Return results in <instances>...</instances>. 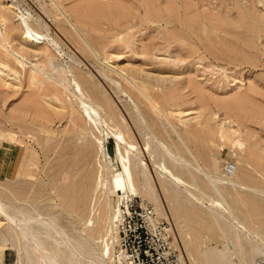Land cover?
Segmentation results:
<instances>
[{
  "label": "rangeland",
  "instance_id": "1",
  "mask_svg": "<svg viewBox=\"0 0 264 264\" xmlns=\"http://www.w3.org/2000/svg\"><path fill=\"white\" fill-rule=\"evenodd\" d=\"M53 1L59 6H54ZM84 5L93 7L94 13L92 8L90 13V8H77ZM108 7L110 13L106 11V16L103 10ZM0 8V65L4 64L0 66V78L6 82L0 85V160H5L4 170L0 165V175L7 176L0 177V203L7 212H0L1 264L5 257L13 264H40V251L30 241L42 244L39 254L47 253V264L54 263L49 257L52 255L87 259L72 248L76 243L88 242L85 246L91 247L88 251L94 253L95 256L90 254L92 259L97 258V253L102 257L108 246L112 258L110 261L106 256L105 263L114 264L118 226L112 227L111 222L119 199L112 194L113 180L123 174L125 165L134 170L129 162L138 157L152 186L165 198L158 172L161 173L160 166L173 169L175 163L164 156L161 146L203 172L196 177L199 189L191 188V178L183 176L187 177L185 183L188 181L183 188L194 190L196 197L188 191L185 194L182 185L179 188L192 199L189 203L194 209L189 206V210L186 201V207L182 204L185 217L176 219L166 203L169 216L174 217L160 214L171 221L181 264H203L204 255L213 251L223 252L226 264H246L249 244L264 249L263 232L262 236L254 233L264 222V208L260 206L264 201V0H0ZM78 41L87 44V50ZM46 46L58 58L53 57L51 64L56 71L59 67L58 72L46 63ZM244 61L250 63L245 65ZM31 66L35 74L41 70L36 75L39 79L47 74L43 78L49 79L45 87L34 81L39 79ZM124 73L157 82L158 88L151 86L153 90L149 92L169 97L168 108H161L160 113L154 111L125 84ZM98 101H104L105 109ZM105 102L113 111H107ZM82 103L99 115L96 122L83 111ZM78 113L85 121L81 123L84 128L76 122ZM144 125L148 130L142 132L139 126ZM136 173L140 176L134 172L133 182L140 187L142 177L136 179ZM126 195L133 196L130 191L122 197ZM138 197L147 201L144 196ZM235 199L243 206L235 209ZM243 212L251 218L246 216V220ZM9 216L32 227L33 232L27 233L29 241L11 228ZM4 243H10L9 247L3 248ZM10 245L19 250H11ZM95 258L94 263L105 264ZM261 258L264 256L257 257L255 263ZM85 260L86 263L88 259Z\"/></svg>",
  "mask_w": 264,
  "mask_h": 264
},
{
  "label": "bare ground",
  "instance_id": "2",
  "mask_svg": "<svg viewBox=\"0 0 264 264\" xmlns=\"http://www.w3.org/2000/svg\"><path fill=\"white\" fill-rule=\"evenodd\" d=\"M69 1V0H68ZM136 1V0H135ZM111 2V1H110ZM188 2V1H187ZM53 4H54V6H59L56 2H54L53 1ZM63 4H64V2H63ZM184 4V3H183ZM90 5V4H89ZM100 5V4H99ZM91 6H92V4H91ZM94 6V5H93ZM172 6V5H171ZM80 7V8H79ZM87 8V5L85 6L84 5V7H81V6H78L77 8L78 9H80L81 10V8H84V10H86V8ZM96 7V6H95ZM101 7V6H100ZM117 7V6H116ZM182 7V6H181ZM60 8H62L61 6H60ZM75 9V10H77V11H79L78 9ZM88 8H90L89 9V11L87 12V13H90V11H91V8H92V12L94 13V11H93V7H88ZM87 8V9H88ZM102 8H104L105 9V6H102ZM100 9V10H103V9ZM169 8V7H168ZM1 9V8H0ZM57 9V8H56ZM98 9V8H97ZM107 9H110L109 7L108 8H106V10H103V12L105 11V13H106V11H108ZM138 9V8H137ZM3 10H5V9H3ZM58 10V9H57ZM83 10V9H82ZM83 10V13H85V11ZM111 10H112V8H111ZM110 10V11H111ZM113 10H114V8H113ZM112 10V11H113ZM125 10V9H124ZM135 10H136V8H135ZM172 11L174 10V9H171ZM181 11H182V9H180ZM10 11V10H9ZM132 11V10H131ZM11 12V11H10ZM64 12V11H63ZM91 12V13H92ZM102 12V17H103V15H104V17H105V13H103ZM109 12V11H108ZM108 12L106 13V16L108 15ZM60 13V12H59ZM79 13H81V12H79ZM110 13V12H109ZM122 13V12H121ZM127 13V12H126ZM126 13H124V15H126ZM178 13V12H177ZM1 14H3V13H1ZM11 14V13H10ZM13 14V13H12ZM11 14V15H12ZM61 14V13H60ZM73 13H71L70 15H72ZM101 14V13H100ZM99 14V15H100ZM4 15V14H3ZM63 15H64V13H63ZM74 15V14H73ZM78 15V12H77V14H76V16ZM82 15V14H81ZM84 15V14H83ZM86 15V14H85ZM84 15V16H85ZM183 15V14H182ZM202 15V14H201ZM4 16H6V15H4ZM87 16H89L88 14L86 15V17ZM91 16V15H90ZM109 16H110V14H109ZM2 17V16H1ZM75 17V16H74ZM73 17V18H74ZM79 17V16H78ZM100 17V16H99ZM123 17H125L126 18V16H123ZM189 17V16H188ZM199 17H201V16H199ZM2 18H4V17H2ZM184 18V17H183ZM195 18V17H194ZM197 18V17H196ZM6 19H8V17L6 18ZM74 19H76V17L74 18ZM116 19H117V17H116ZM199 19V18H198ZM2 20V19H1ZM78 20V19H77ZM79 21H83V20H79ZM79 21H78V23H79ZM115 21V20H114ZM114 21H112L113 23H114ZM69 22V21H68ZM118 23V22H117ZM116 22H115V24H117ZM151 23V22H150ZM69 24V23H68ZM82 24V23H81ZM145 24V23H144ZM182 25V24H181ZM210 25V24H209ZM217 25V24H216ZM115 26H117V27H115L116 28V30H117V28H118V25H115ZM215 26V25H214ZM114 28V27H113ZM120 28V27H119ZM214 28V27H213ZM216 28V27H215ZM5 29H7V28H5ZM123 28H121V30H122ZM218 29H220V28H218ZM9 30V29H8ZM119 30V29H118ZM176 32V34H177V31L178 30H176V29H174ZM174 30H172V31H174ZM179 30H181V29H179ZM189 30V29H188ZM110 31V30H109ZM182 31V30H181ZM222 31V30H221ZM257 31V30H256ZM115 32V31H114ZM121 32V31H120ZM190 32H192V31H190ZM190 32H187V33H190ZM111 33H112V31H111ZM232 33V32H231ZM79 34V33H78ZM77 34V35H78ZM229 34H230V32H229ZM232 35V34H231ZM234 35V34H233ZM70 36V35H69ZM189 36V35H188ZM68 37V36H67ZM73 37V36H72ZM77 37V36H76ZM80 37V36H79ZM108 37V36H107ZM191 37V36H190ZM71 38V37H70ZM78 38V37H77ZM77 38H75L76 39V42H77ZM81 38V37H80ZM84 38V37H83ZM184 38V37H183ZM245 38V37H244ZM98 38H96V40H97ZM184 39H186V38H184ZM210 39H212V38H210ZM209 39V40H210ZM239 39V38H238ZM241 39V38H240ZM85 41H87L86 39H84ZM95 40V41H96ZM186 41V40H185ZM188 41H190V40H188ZM195 41V40H194ZM222 41V40H221ZM4 42V41H3ZM73 42V41H72ZM74 42H75V40H74ZM73 42V43H74ZM76 42H75V44H76ZM79 43L81 42V41H78ZM83 42V41H82ZM98 42V41H97ZM101 42H102V40H101ZM122 42V41H121ZM198 42V41H197ZM200 42V41H199ZM229 42V41H228ZM78 43V44H79ZM86 43V42H85ZM177 43V42H176ZM179 43V42H178ZM189 44L191 43V42H188ZM201 43V42H200ZM199 43V44H200ZM81 45H82V43H80ZM80 44H79V46H80ZM96 44H98V43H96ZM102 44H104L105 45V41H104V43L102 42ZM102 44H101V46H102ZM180 44V43H179ZM181 44H183V43H181ZM194 45H196L195 44V42L193 43ZM46 45V44H45ZM84 45H87V44H84ZM84 45H82V48H85V46ZM92 45V44H91ZM198 45V44H197ZM196 45V46H197ZM201 45V44H200ZM199 45V46H200ZM203 45V44H202ZM225 45V44H224ZM235 45V44H234ZM4 46V45H3ZM6 46V45H5ZM47 46H48V44H47ZM46 46V48L48 49H46V51H45V60H46V63H47V65H49V67L51 68V66H52V68L54 67V65H51L52 64V59H53V57H56V55L54 54V52L52 51L51 52V48H50V46L49 47H47ZM84 46V47H83ZM100 46V45H99ZM98 46V47H99ZM106 46V45H105ZM190 46H192V45H190ZM205 46V45H204ZM216 46V45H215ZM75 47V46H74ZM87 47H90V44H89V46H87ZM92 47V46H91ZM94 47V46H93ZM92 47V48H93ZM226 47V46H225ZM106 48V47H105ZM199 48H203V46H200ZM233 48V47H232ZM50 49V50H49ZM86 49V48H85ZM85 49H84V51H80V52H85ZM93 49H95V47L93 48ZM204 49V48H203ZM206 49H209V48H207L206 47ZM238 49H240V48H238ZM78 50H80V49H78ZM87 50V49H86ZM205 50V49H204ZM7 51V50H6ZM91 51V50H90ZM95 51V50H94ZM207 51V50H206ZM92 52V51H91ZM96 52V51H95ZM94 52V53H95ZM204 52V51H203ZM208 52H209V50H208ZM223 52V51H222ZM230 52V51H229ZM241 52V51H240ZM25 53V52H24ZM29 53V52H28ZM87 53H89V52H87ZM93 53V54H94ZM205 53V52H204ZM244 53V52H243ZM0 54H1V51H0ZM35 54V53H34ZM33 54V55H34ZM55 56H54V55ZM84 54V53H83ZM86 54V53H85ZM84 54V55H85ZM97 54V53H96ZM22 55V54H21ZM29 55V54H28ZM33 55H31V56H33ZM36 55H38V53L36 54ZM86 55H88V54H86ZM89 55H90V53H89ZM211 55V54H210ZM226 55V54H225ZM42 56H43V54H42ZM91 56V55H90ZM89 56V57H90ZM93 56H96V55H93ZM92 56V57H93ZM99 56V55H98ZM23 57V56H22ZM25 57H26V55H25ZM24 57V58H25ZM28 57V56H27ZM30 57V56H29ZM28 57V58H29ZM213 57H214V55H213ZM227 57H228V55H227ZM32 58V57H31ZM30 58V59H31ZM36 59L37 58H39V56H36L35 57ZM57 58V57H56ZM93 58H95V57H93ZM103 58V57H102ZM216 58H218V57H216ZM215 58V59H216ZM229 58V57H228ZM30 59H27V60H30ZM43 59V58H42ZM58 59V58H57ZM98 59V60H97ZM230 59V58H229ZM39 60V59H38ZM44 60V61H45ZM55 60V59H54ZM93 60V59H92ZM96 60L97 61H99V57L98 58H96ZM218 60V59H217ZM219 60H220V58H219ZM230 60H233V59H230ZM17 61V60H16ZM32 60H30V62H31ZM56 61H59V60H56ZM223 61V60H222ZM233 61H235V60H233ZM18 62V61H17ZM33 62V61H32ZM36 62V61H35ZM41 64H42V62H41V59H40V61H39ZM39 62H38V67H41L40 66V64H39ZM236 62V61H235ZM249 62V61H248ZM247 62V63H248ZM3 63V62H2ZM53 63H55L56 64V62L55 61H53ZM224 63H226V62H224ZM232 63V62H231ZM230 63V64H231ZM247 63H245V61H244V64L246 65ZM250 63V62H249ZM31 64H33V63H31ZM43 64H45V62L43 63ZM58 64V63H57ZM242 64H243V62H242ZM259 64V63H258ZM2 65H4V64H1L0 66H2ZM51 65V66H50ZM237 65V64H236ZM244 65V66H245ZM56 66V65H55ZM58 66H60L59 64H58ZM228 66V65H227ZM255 66V65H254ZM61 67V66H60ZM242 67V66H241ZM5 68H6V66H5ZM45 68H47V67H45ZM45 68L43 67L42 69H44L45 70ZM49 68V69H50ZM264 68V67H263ZM32 69H33V67L31 66V71H32ZM36 69H38V68H36ZM49 69H48V71H49ZM58 70L56 71L54 68H53V70H54V72H58L59 71V67L57 68ZM35 70V69H34ZM33 70V71H34ZM61 70H62V67H61V69H60V72H61ZM10 71V70H9ZM32 71V72H33ZM43 71V70H42ZM46 72V71H43V72H45L44 74H46V73H48L49 74V72ZM110 71V70H109ZM2 72V71H1ZM0 72V73H1ZM11 72H12V70H11ZM35 72H37L36 70H35ZM39 72H41V70L40 71H38V74H35L34 72V74H35V76L36 75H38L39 76ZM53 72V71H52ZM99 72H101V71H99ZM5 73V72H4ZM63 73V72H62ZM65 73V72H64ZM32 74V73H31ZM34 74H33V76H34ZM54 74H58V76H59V73H54ZM89 74V73H88ZM91 74V73H90ZM101 74H102V72H101ZM100 74V75H101ZM123 74V73H122ZM8 75H10V74H8ZM51 75V74H50ZM63 74H61L60 76H62ZM99 75V74H98ZM119 75V74H118ZM138 75V74H137ZM135 76V75H133V74H128V73H124V75H122V77H123V79L125 80V84H127V86H129L130 87V89L133 91V93H134V95H137L138 96V98H140V97H142V100H144L145 102H147L148 104H149V106L155 111H158V113H160L161 111V108H164L165 106H167L166 104H168V101H167V99L169 98H167V97H163V95L162 96H159L160 94H153V93H151V92H149L150 90L152 91L153 89H154V87L155 86H157V88H158V85H157V82H153V81H145L144 80V78H142V77H139V76ZM38 76H36L37 77V79H39L40 77H38ZM47 76V74L46 75H44V77H42V79H39L38 81L37 80H34V81H36L37 83H38V85H39V83H40V85H42V87H43V85H44V87H45V81H47L48 82V80L49 79H47V80H43V78H45ZM57 76V77H58ZM64 76H65V74H64ZM67 76V75H66ZM91 76H92V74H91ZM103 76L105 77V75L103 74ZM120 76H121V74H120ZM36 77H34V79H36ZM51 77V76H50ZM53 77V76H52ZM56 77V78H57ZM79 77V76H78ZM107 77V76H106ZM148 77V76H147ZM2 78V77H1ZM1 78H0V80H1ZM49 78V77H48ZM103 78V77H102ZM31 79H32V77H31ZM46 79V78H45ZM55 79V78H54ZM53 79V80H54ZM62 79V78H61ZM66 79V78H65ZM101 79V78H100ZM105 79V78H104ZM2 80H4V79H2ZM1 80V82L2 83H0V85L1 84H3L4 82ZM60 80V79H59ZM63 80V83L65 84V82H64V78L62 79ZM62 80H60V81H62ZM150 80H152V79H150ZM154 80H156V79H154ZM32 81V83H33V80H31ZM54 81H58V80H54ZM67 81V80H66ZM108 81H110V80H108ZM50 82V81H49ZM6 83V82H5ZM5 83L3 84V85H5ZM60 83V82H59ZM70 83V82H69ZM69 83H67L68 85H70ZM88 83H90V82H87V84ZM123 83V82H122ZM35 84V83H34ZM66 84V85H67ZM112 84V83H111ZM3 85H1V87H3ZM90 85V84H89ZM49 86V85H48ZM82 89H84L83 88V86L82 85H79ZM78 86V87H79ZM114 86V85H113ZM151 86L153 87V89H151ZM159 86H162L161 84H159ZM0 87V88H1ZM66 87V86H65ZM69 87V86H68ZM68 87H67V89H68ZM79 87V88H80ZM115 87H116V85H115ZM118 87V86H117ZM80 88V90L83 92V90ZM121 88V87H120ZM119 88V89H120ZM124 88V87H123ZM156 88V87H155ZM122 89V88H121ZM127 88H125V90H126ZM79 90V91H80ZM128 90V89H127ZM159 90V89H158ZM166 89L164 88V91H165ZM90 91V90H89ZM103 91V90H102ZM101 91V92H102ZM109 91H110V89H109ZM123 91H124V89H123ZM131 91V92H132ZM160 91H162V89L160 90ZM81 92V93H82ZM128 92V91H127ZM163 92V91H162ZM86 93V92H85ZM103 93V95L102 96H104L105 97V95H104V92H102ZM110 93H111V91H110ZM123 93H125V92H123ZM128 93H130V92H128ZM83 94V93H82ZM89 94H92V93H89ZM94 94V93H93ZM126 94V93H125ZM163 94V93H162ZM167 94V93H166ZM101 95V93L99 94V96ZM112 95V94H111ZM119 95V94H118ZM132 95V94H131ZM86 96H88L87 95V93H86ZM91 96H93V95H91ZM133 96V95H132ZM140 96V97H139ZM96 98H97V96H95ZM94 97V98H95ZM172 97H173V95H172ZM92 97H89V99H91ZM100 98V97H99ZM109 98V97H108ZM108 98H107V100H108ZM103 99H106V98H103ZM136 99V98H135ZM93 100V99H92ZM100 100V99H99ZM102 100V99H101ZM107 100H105V101H107ZM137 100V99H136ZM139 100V99H138ZM110 101V100H109ZM109 101H107L108 102V104H111V102L109 103ZM104 101H101V103L98 101V103H100V104H104L103 103ZM107 102H105V104H107ZM144 102V103H145ZM89 103V102H88ZM83 105H81V106H83V111H85V113L87 114V116L92 120V121H94V122H96L97 120V118H99V115L94 111V109H92L91 107H89V106H86V105H84V103H82ZM97 104V103H96ZM106 105L107 107V111L109 112L113 107H110L111 105ZM228 104H231V103H228ZM89 105V104H88ZM91 106V105H90ZM109 106V107H108ZM132 106V105H131ZM135 106H136V104H135ZM169 106V105H168ZM168 106H167V108H168ZM101 107V106H100ZM103 107H104V109H105V105H103ZM147 107V106H146ZM148 108V107H147ZM166 108V109H167ZM80 109H81V107H80ZM101 109H103V108H101ZM138 109V108H137ZM158 109V110H157ZM139 110V109H138ZM77 111V110H76ZM78 111H79V109H78ZM77 111V112H78ZM112 111H113V109H112ZM105 112H106V110H105ZM107 112V113H108ZM137 112V111H136ZM135 112V113H136ZM163 112V111H162ZM79 113H81V112H79ZM79 113H78V115L77 116H79ZM107 113H105V114H107ZM82 114H84L83 112H82ZM113 114V113H112ZM137 114H138V112H137ZM81 115V114H80ZM84 116V115H83ZM108 116H111V115H108ZM160 116V115H159ZM162 116V115H161ZM160 116V117H161ZM135 117H136V115H135ZM231 117V116H230ZM113 118V117H112ZM85 119V118H84ZM101 119V118H100ZM141 119V118H140ZM164 119V118H163ZM77 120V119H76ZM90 120V121H91ZM113 120V119H112ZM83 119H82V116H79V120L78 121H76L78 124H80V127H82L84 124H82V126H81V123H85V121H83ZM138 121V120H137ZM142 122H143V120H141ZM208 121V120H207ZM206 121V122H207ZM75 122V124H77ZM169 122H170V120H169ZM205 122V123H206ZM214 121H212L211 123H213ZM137 123V122H136ZM145 123V122H144ZM208 123H210L209 121L206 123V124H208ZM74 124V125H75ZM138 124V123H137ZM166 124H167V120H166ZM259 123H257V125H258ZM141 125V124H140ZM202 125V124H201ZM208 125H210V124H208ZM78 126V125H77ZM76 126V127H77ZM127 126V125H126ZM145 126H147V125H144V128L142 127V126H139V130H141L140 128H142V132L144 131L143 129H145V131H146V129L148 130V127L147 128H145ZM169 126V125H168ZM79 127V126H78ZM77 127V128H78ZM80 127H79V130H80ZM195 127V126H194ZM82 128H84V126L82 127ZM82 128H81V131H82ZM223 128V127H222ZM150 129V128H149ZM80 131V132H81ZM146 133V132H145ZM151 133V132H150ZM150 133H148V135L150 134ZM206 134V133H205ZM1 136H2V134H0ZM149 136H152V138H155V137H153V134H151V135H149ZM155 136V135H154ZM204 136V135H203ZM206 136H209V133H208V135H206ZM14 138V136L12 137V139ZM200 138V137H199ZM204 138H205V136H204ZM203 138V139H204ZM8 139H9V137H8ZM10 139H11V137H10ZM181 139V138H180ZM201 139V138H200ZM208 139V138H207ZM14 140V139H13ZM77 140V139H76ZM120 140H123V138L122 137H120ZM15 141V140H14ZM126 141V139L124 140V142ZM154 141V140H153ZM158 141V140H157ZM17 142V141H16ZM21 142V141H20ZM20 142H18L19 144H20ZM79 142V141H78ZM162 143V142H161ZM11 144V143H10ZM15 144H17V143H15ZM19 144H18V146H19ZM86 144V143H85ZM22 145V144H21ZM128 145V144H127ZM163 145V144H162ZM165 145V144H164ZM0 146H1V144H0ZM8 146V145H7ZM187 147V146H186ZM16 148V147H15ZM160 148H163V150H164V156H166V157H168V158H170V160L172 159V160H174V162H172L174 165L172 166L173 167V169H168V168H166V167H162V166H160V169H161V173L160 172H158L159 174V176L158 177H160V179H158V181H160L159 182V184H161L160 186H161V188H163V190H162V192L164 193V195H165V198L164 197H162L161 196V194H160V192L159 191H157L158 189V187L156 188L157 190H155V188L152 186V184H151V179H150V177L148 176V174H147V172H146V170H145V168L143 167V165H142V162H141V159H139L138 157H131V158H133L132 159V161L130 160V164L133 166V168H134V170H136V171H134L133 169H131V168H128L126 165V167L124 166V168H125V170H124V172H123V174H120V175H118L116 178H114V180H113V192H112V194L113 195H115V196H117V198L120 200L121 199V197L126 193V191H130V193L133 195V196H144V197H146V199H147V202H148V199L152 202V203H150V204H152L153 206H154V208H155V210H156V212H157V214H158V216L159 217H161V218H164V217H162V216H160V214H165V215H167V216H169V212H168V210L170 209L171 211H170V213L172 212L173 214H174V216H175V218H176V216L178 217V219H182L183 217H185V214H183L182 213V207H183V205L185 206L186 205V201H188L187 202V208H189V206H191L193 209H194V206L192 205V202L191 203H189L190 201V197H188V195L186 196V195H183L184 193L183 192H181V190L179 189L180 188V186L182 185V191H185V189L184 188H186L185 186H184V188H183V185H187V183H188V181H187V183H185V179L187 178V177H184L183 178V176L184 175H188L191 179V182H193V185L192 184H190V186H191V188H197V189H199L200 187V185L198 184V182H197V178L196 177H198L197 175H203V172L201 171V169L199 168V167H197V166H194V165H192L191 163L189 164L188 162H186V159H185V161L183 160V158L182 159H179L177 156H179V155H177V153H176V155H175V153H173V152H171L170 151V149L168 150L165 146H161ZM189 148V147H188ZM188 148H185V149H187V150H190V149H188ZM28 150V149H27ZM14 151V150H13ZM16 151V150H15ZM29 151V150H28ZM191 151V150H190ZM190 154L192 153V151L191 152H189ZM13 154V153H12ZM178 154H180V153H178ZM182 156V155H181ZM16 157V156H15ZM193 157V156H192ZM195 158V157H194ZM194 158H193V160H194ZM6 159V158H5ZM25 161V160H24ZM3 164H5V160L4 159H1L0 160V165H1V169L2 170H4L3 168H4V165ZM196 165V164H195ZM110 169V168H109ZM114 169V168H113ZM159 169V170H160ZM139 172V175L142 177V179H141V185H140V187L138 186V185H136V186H138V187H136L135 185H134V182H133V175H134V172ZM138 170V171H137ZM185 171H187V172H185ZM263 171V170H262ZM133 172V173H132ZM205 173V172H204ZM124 176L126 177V178H124ZM139 176V177H140ZM153 176V175H152ZM136 179H138L139 180V177H138V175H137V173H136ZM188 177V178H189ZM207 177H208V175H207ZM206 177V178H207ZM208 178H210V177H208ZM137 180V181H138ZM190 180H189V182H190ZM209 180V179H208ZM136 181V182H137ZM139 183V182H138ZM154 183V182H153ZM158 184V185H159ZM193 186V187H192ZM188 187V186H187ZM160 188V187H159ZM164 188H167L168 190H167V192L165 191L166 189H164ZM189 188V187H188ZM187 188V189H188ZM193 188V189H194ZM186 189V190H187ZM189 190V189H188ZM187 190V191H188ZM200 190H202V188L200 189ZM161 191V190H160ZM187 191H185V194H186V192ZM190 191H192V190H190ZM190 191H188V193L190 194V195H192V196H194V197H196L195 195L197 194L196 193V191H195V193L196 194H194V190L192 191V192H190ZM198 191V190H197ZM253 191V190H252ZM258 191V190H257ZM202 192V191H201ZM200 192V193H201ZM163 193H162V195H163ZM199 194V193H198ZM203 194V193H202ZM201 195V194H200ZM130 196V195H129ZM199 196V195H198ZM197 196V197H198ZM240 197V196H239ZM245 197V196H244ZM244 197H243V199H244ZM190 198V199H189ZM202 198V197H201ZM242 198V197H241ZM237 199H240V198H238L237 197ZM144 200V199H143ZM192 200V199H191ZM195 200V199H194ZM200 200V197H199V199H198V201ZM248 200V199H247ZM250 200V199H249ZM197 201V200H196ZM235 201H236V199H235ZM245 201V200H244ZM184 202H185V204H184ZM194 202V201H193ZM239 202H241L240 200H238V201H236L234 204H235V209H237V208H240V206H243V203L241 204V203H239ZM242 202H243V200H242ZM252 202H254V201H252ZM166 203H167V205L169 206V209L167 208V206H166ZM255 203V202H254ZM258 203V202H257ZM1 204H3L2 202L0 203V212H2L3 214H7V212H5V207L3 208V206H1ZM183 204V205H182ZM189 204H191V205H189ZM197 204V203H196ZM241 204V205H240ZM246 204H248L247 202H246ZM259 204V203H258ZM197 205H195V208L197 209L198 207H196ZM258 206V205H257ZM260 206H262L263 208H264V201H262L261 203H260ZM186 207V206H185ZM184 207V208H185ZM261 207V208H262ZM191 208V209H192ZM247 208V207H246ZM245 208V209H246ZM256 208V207H255ZM254 208V209H255ZM258 208H259V206H258ZM262 208V209H263ZM190 208H189V210H191ZM252 209V208H251ZM251 209H249V210H251ZM260 209V208H259ZM188 210V211H189ZM197 210H199V209H197ZM196 210V211H197ZM258 210V209H257ZM183 211H184V209H183ZM195 211V210H194ZM252 211V210H251ZM264 211V210H263ZM185 212H187L186 211V208H185ZM192 212V211H191ZM246 212H248V210L246 211ZM171 213V214H172ZM193 213H197V212H193ZM192 213V214H193ZM199 213V212H198ZM197 213V214H198ZM201 213V212H200ZM253 213V212H252ZM251 213V214H252ZM257 213H259V211H257ZM264 213V212H263ZM187 214V213H186ZM192 214H191V216H192ZM196 214V215H197ZM212 214H214V213H212ZM248 214V213H247ZM259 214H261V213H259ZM9 215V214H8ZM188 215V214H187ZM195 215V214H194ZM193 215V216H194ZM195 215V216H196ZM199 215V214H198ZM203 215V214H202ZM243 215H245V213L243 212ZM249 215V214H248ZM253 215V214H252ZM262 215V214H261ZM19 216V215H18ZM171 216V215H170ZM169 216V218H171ZM173 216V217H174ZM247 215H245L244 217L246 218V220H248L247 219V217H249V216H247ZM197 217V216H196ZM236 217H238V215H236ZM254 217V216H253ZM260 217H262V216H260ZM264 217V216H263ZM189 218V217H188ZM192 218V217H191ZM239 218V217H238ZM238 218H236V219H238ZM249 218H251V217H249ZM9 222L11 223V228L12 229H15L16 230V232L18 233L19 232V235L21 234L22 235V237L24 238V239H26V238H28V241H29V237H28V234L27 233H30L31 231H32V227L31 226H29V225H22L20 222H18L15 218H11V216H9ZM166 219H168V218H166ZM177 219V218H176ZM175 219V220H176ZM193 219V218H192ZM192 219H188L189 221H191V223H192ZM195 219V218H194ZM258 219V218H257ZM172 220H173V218H172ZM184 220V219H183ZM251 220H253V219H251ZM264 220V219H263ZM170 221V220H169ZM182 221V220H181ZM207 221V220H206ZM255 221V220H254ZM253 221V222H254ZM261 221V220H260ZM171 222V221H170ZM186 222H187V220H186ZM248 222V224L250 223L249 221H247ZM189 223V222H188ZM255 223V222H254ZM259 223V222H258ZM257 223V224H258ZM27 224V223H26ZM111 224H112V227H117L118 226V210L115 212V214H114V216H113V218H112V222H111ZM202 224V223H201ZM212 224V223H211ZM190 225V224H189ZM252 225H254V224H252L251 223V226ZM13 226V227H12ZM24 226V227H23ZM234 226V225H233ZM249 227H250V224L248 225ZM260 227L258 228V230H256V227H255V230H256V232H254V233H256L257 235H261V232H263V234H264V231H263V229H264V222L263 223H261L260 225H259ZM205 227V226H204ZM227 227V226H226ZM10 229V228H9ZM118 229V227L116 228V230ZM252 229H254V228H252ZM251 229V230H252ZM112 230V228L110 229V231ZM115 230V229H114ZM225 230V229H224ZM229 230V229H228ZM10 231H13V230H10ZM214 231H216V230H214ZM233 231H234V234L235 233H237V232H235L236 230H235V228H233ZM259 231V232H258ZM33 232V231H32ZM112 232H114V231H112ZM230 232V231H229ZM12 233H14V231L12 232ZM16 233V234H17ZM114 233H116V231L114 232ZM111 234H113V233H111ZM226 235H227V233H225ZM10 235H11V233H10ZM10 235H8V237L7 238H9V236ZM15 235V234H14ZM18 235V234H17ZM18 235V236H19ZM12 236V235H11ZM235 236H236V234H235ZM262 236V235H261ZM16 237V236H15ZM21 237V236H20ZM111 237V236H110ZM238 237V236H237ZM258 237V236H257ZM6 238V239H7ZM11 238H13V237H11ZM10 238V239H11ZM264 238V237H263ZM13 239H15V238H13ZM17 239V238H16ZM80 239V238H79ZM83 239H85V238H83ZM111 239H113V238H111ZM20 240V239H19ZM116 240V239H115ZM264 240V239H263ZM7 241H8V239H7ZM10 241H12V240H10ZM9 241V242H10ZM25 241H27V240H25ZM27 241V242H28ZM113 241H114V239H113ZM117 241V240H116ZM32 242H34V241H32ZM81 242V241H80ZM85 242H87L86 240H85ZM11 243V242H10ZM9 243V244H10ZM89 243V242H88ZM88 243H86V244H79V243H76V245H75V247L74 248H72V249H74L75 251H76V253H77V255L78 256H80L82 259L83 258H85L86 256H87V261H89V263L91 262H93L92 260H94V258L95 257H93V259H92V257H90L92 254H91V252L90 251H88V250H91V247H90V249H88V247H86L87 246V244ZM115 243V242H114ZM113 243V244H114ZM117 243V242H116ZM249 243V242H248ZM5 245H3V248H6V247H9V244H6V243H4ZM14 244H16V243H14ZM13 244V245H14ZM18 244V243H17ZM16 244V245H17ZM29 244H31V246L34 248V249H36L37 250V252L38 251H40L41 252V243L39 242L38 243V241L37 242H34V243H31V241H30V243ZM13 245H10V248H11V250L13 249V250H15V249H18V248H15ZM86 247H84V246ZM240 245V244H239ZM253 245V244H252ZM251 245V247H250V244H249V248H248V250H247V259H246V264H254L255 263V259L257 258V257H263L264 256V249L260 246V247H258V246H252ZM113 246V245H112ZM114 246L116 247V245L114 244ZM113 246V247H114ZM18 247V246H17ZM9 248V249H10ZM22 248V247H21ZM24 249L25 248H27V247H23ZM246 248V249H247ZM24 249H23V251H24ZM40 249V250H39ZM19 250V249H18ZM73 250V252L75 253V251ZM103 250V249H102ZM113 250V249H112ZM115 250V249H114ZM21 251H22V249H21ZM25 251H28V250H25ZM43 251H45V250H43ZM57 251V250H56ZM93 251V250H92ZM19 252V251H18ZM29 252V251H28ZM28 252H27V256H29V254H28ZM39 252V253H40ZM73 252H72V254H70V255H73ZM94 252V251H93ZM114 252V251H113ZM38 253V259L40 260V264H47L46 262H47V260H48V255H47V253L46 254H43L42 255V253L41 254H39ZM60 253V252H59ZM102 253V252H101ZM91 254V255H90ZM96 254V253H95ZM21 255V254H20ZM19 255V256H20ZM52 255V254H51ZM69 255V254H68ZM68 255H63V257L61 258V257H59V258H56L54 255H52V257L51 256H49L50 258H52L53 260V262L54 263H56V264H84L85 262H84V260L85 259H83V261H78L76 258L74 259V260H76V261H74L73 260V256H68ZM75 255V254H74ZM97 256V258H101L100 260L102 261V262H104L105 263V257L107 256L108 258H106V259H110V257H111V255H112V252H111V249L110 248H108V246L106 247V249L104 250V253L102 254V257H99L98 256V253L96 254ZM100 256H101V254H99ZM204 255V254H203ZM202 255V256H203ZM23 256V255H22ZM60 256V255H59ZM76 256V255H75ZM85 256V257H84ZM92 256H95L94 255V253H93V255ZM70 257H72V258H70ZM97 258H95L96 260H97ZM112 258V257H111ZM227 258V257H226ZM64 260L63 262L61 261V260ZM113 259H114V264H117L116 263V260H115V257H114V253H113ZM201 259H203V258H201ZM261 259H263V258H261ZM261 259H259L258 261H260ZM24 260V259H23ZM85 260V261H86ZM86 261V263H88ZM99 261V260H98ZM110 261H111V259H110ZM110 261H108V262H110ZM50 262V261H49ZM82 262H84V263H82ZM203 262H205L206 264H226V260H225V254L223 253V252H211V253H209V254H206V255H204V260H203ZM54 263H50V264H54ZM85 263V264H86ZM94 263V262H93ZM96 264H97V262H95ZM94 263V264H95ZM101 262H99L98 264H100ZM107 263V262H106ZM105 263V264H106ZM205 263H203V264H205ZM0 264H1V262H0ZM20 264H23V261H20ZM25 264V263H24ZM255 264H258V262L257 263H255Z\"/></svg>",
  "mask_w": 264,
  "mask_h": 264
},
{
  "label": "built area",
  "instance_id": "3",
  "mask_svg": "<svg viewBox=\"0 0 264 264\" xmlns=\"http://www.w3.org/2000/svg\"><path fill=\"white\" fill-rule=\"evenodd\" d=\"M114 257L117 264H181L171 222L159 217L149 202L129 195L119 200Z\"/></svg>",
  "mask_w": 264,
  "mask_h": 264
},
{
  "label": "crops",
  "instance_id": "4",
  "mask_svg": "<svg viewBox=\"0 0 264 264\" xmlns=\"http://www.w3.org/2000/svg\"><path fill=\"white\" fill-rule=\"evenodd\" d=\"M11 165V164H10ZM7 169H9V166H7ZM0 173H1V170H0ZM4 174V173H3ZM3 174H1L0 175V177L1 176H6V175H3ZM7 177V176H6ZM4 178V177H3ZM4 259V264H13V263H11L6 257L5 258H3ZM3 264V263H2Z\"/></svg>",
  "mask_w": 264,
  "mask_h": 264
}]
</instances>
